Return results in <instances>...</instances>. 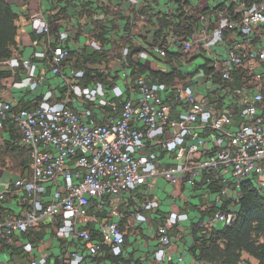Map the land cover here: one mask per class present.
Here are the masks:
<instances>
[{"label":"built area","instance_id":"built-area-1","mask_svg":"<svg viewBox=\"0 0 264 264\" xmlns=\"http://www.w3.org/2000/svg\"><path fill=\"white\" fill-rule=\"evenodd\" d=\"M159 1L127 0L134 22L147 21L150 12H144L145 7ZM179 1L184 8L178 12L193 14L196 20L188 38L169 34L168 49L150 37L147 42L133 40L132 34L130 40L138 48L132 51L125 43L116 64L99 68L108 79L90 83L80 82L85 69L65 68L70 56L67 42L75 25L69 21L53 36L48 18L31 16L34 31L47 35L50 45L55 41L53 47L0 64L18 77L12 86L36 91L50 78L57 84L44 91L37 105L18 113H13L11 101L0 97V143L5 140V125L14 123L19 143L30 147L32 169L31 175L17 176L12 186L0 192V200L22 198L30 204L23 218H0V237L6 243L41 217L60 216L59 238L79 241L90 255L106 249L121 255L126 239L118 220L103 223L97 240L80 226L79 218L92 201L101 211L109 196L143 184L152 188L159 177L173 187L182 181L189 186L199 181L219 184L215 221L224 224L235 218V212L221 208L232 188L236 197L242 181L251 180L264 195V0H207L200 7V0ZM177 8L178 2L172 0L165 12ZM90 46L103 48L95 39ZM170 51L187 58L177 66L185 78L164 82L141 71L133 73L134 66L153 57L164 60ZM49 52L51 67L42 72L39 61L47 59ZM200 56L203 61L196 64ZM207 61L209 70L200 67ZM117 80L123 82V89ZM60 87L64 90L58 94ZM162 150L173 156L166 167L155 160ZM157 205L158 201L150 200L143 208L152 210ZM114 215L120 217L117 210ZM135 216L147 220L143 213ZM187 218V213L171 212L157 227L163 244L156 253L159 260H173L168 249L176 237L169 227ZM83 258L74 254L72 264L82 263ZM45 262L46 258L34 259L30 264Z\"/></svg>","mask_w":264,"mask_h":264},{"label":"crops","instance_id":"crops-1","mask_svg":"<svg viewBox=\"0 0 264 264\" xmlns=\"http://www.w3.org/2000/svg\"><path fill=\"white\" fill-rule=\"evenodd\" d=\"M7 1L19 13L18 41L22 51L18 57L31 56L35 51L45 49L50 45L47 35L34 31L31 24V16L34 13L42 14L51 21L54 28V31H52L53 36L65 23L72 22L75 28L69 39L71 48L77 54L84 51L88 53L106 52L111 65L116 64L121 58L120 49L125 43L130 45L132 51H135L138 45L133 40L144 39L142 34L146 32V27L152 29V25L147 21L134 22L133 10L127 6V0ZM206 1L200 0L197 5L199 7L203 6ZM156 7L157 5H154L148 11L153 14ZM193 11L197 12V10ZM88 12L89 17L85 15ZM97 28L106 32L103 35L105 39L107 38L105 44L100 39L96 40L102 45V50H95L90 46V42L95 39H92V35L98 34L99 30L97 31ZM132 34L135 35L134 38ZM130 37L133 40H130ZM53 45L50 46L53 47ZM182 57L172 51L168 58L163 60L153 57L145 61L144 65L154 70L170 72L171 66L177 68V66L187 61V58ZM81 59L83 58L80 57L79 61L68 59L65 62V68H78L77 66L83 63ZM50 60L51 53L49 52L47 59L44 58L39 61L42 72L49 71L51 67ZM191 63L190 61L189 66L193 64ZM148 75L151 74L148 73ZM150 77L157 80L152 76ZM15 81H18V77H15L12 73L10 80L4 82L6 84L5 88L0 91V97L3 100L11 101L13 104H17L22 98L31 100L36 95L44 93L49 86L55 87V83L57 84V80L50 78L40 86V91L38 89L27 91L12 86ZM117 83L123 89V82L117 80ZM46 86L48 87L45 88ZM60 89L62 91L58 94L63 93L64 89L61 87ZM79 104L82 107L81 103ZM82 104L89 105L83 101ZM104 112H107V110H104ZM4 143L5 140L0 143V146ZM150 151L146 152L150 153ZM155 160L158 166L166 167L173 162V156L162 150L156 155ZM23 174H32L30 161L29 168ZM23 174L0 166V192L12 186L13 180ZM200 183L199 181L194 186H189L185 181H182L177 187H173L167 179L159 177L153 181L154 186L152 188L148 184H143L136 189L123 191L120 195L109 196L106 207L101 211L96 209L95 202L92 201L85 213L79 218L80 226L100 238L101 225L112 220H118L126 239L123 255H113L106 248L97 255L87 254L84 245L79 241L59 238L56 234V228L61 218L60 216H49L38 219L30 225L27 232L14 235L11 244L6 243L4 237H0V264H30L32 260L42 258H46L45 264H72L71 260L74 254L77 253L84 256L80 264H212L201 261L196 256L194 246L197 234L193 231V225L210 229L211 227L221 226L223 223L215 221V213L220 207V203L218 204L215 201V193L204 190ZM215 186L217 188V185ZM234 197L233 188L227 196H224L223 201L229 202V208L234 205ZM150 200L158 201V205L153 207L152 210L144 209L143 206ZM28 209H30L29 202L22 198L0 200V216L2 219L9 217L23 218ZM114 210L119 212L120 217L114 215ZM136 212L145 214L147 220H138L135 216ZM171 212L187 213L189 219L169 227L170 234L176 237V242L168 249V252L173 256V260L161 261L156 256L158 250L163 247L157 233V227L167 221V217ZM28 244L31 246V250L26 248ZM117 256H120L118 263L113 259ZM243 260L240 264H247V262L256 264L255 259L247 254L244 255Z\"/></svg>","mask_w":264,"mask_h":264},{"label":"trees","instance_id":"trees-1","mask_svg":"<svg viewBox=\"0 0 264 264\" xmlns=\"http://www.w3.org/2000/svg\"><path fill=\"white\" fill-rule=\"evenodd\" d=\"M170 1L172 0H160L158 3L154 2L155 4H149L150 6L145 7L147 9H144L146 10L144 12H148L150 8L157 5L155 13H149L147 17V22L152 25V29L150 30L146 27V32L144 30L145 33L142 34L145 42L150 37L153 42L159 43L168 49L170 48L167 41L169 34H172V36L178 39H186L193 32L196 23L193 14L190 16L183 12H178V10L180 11L184 8V4L179 0H175L178 2L179 7L176 11H172V13L165 12ZM85 15L90 16L89 12ZM18 22L19 13L7 0H0V63L13 56H18L22 51L18 41L20 30ZM99 28H97V31ZM53 29L52 27L51 30L54 31ZM105 34L106 32L101 29L97 35H92V39H100L105 44L107 42V38L105 39L103 37ZM51 42L52 44L55 43V41ZM67 43L70 50L68 59H76L79 61L80 57L83 58L81 59L83 63L77 66L78 68L85 69L86 72L85 77L80 82L90 83L96 80L106 81L108 79L107 76L105 77L101 74L99 69L102 66L107 68L111 65V61L106 52L95 51L88 53L84 51L78 52L77 54L71 48L69 42ZM178 47H181V45ZM170 52L167 53L168 57L170 56ZM176 54L182 56L179 52ZM208 64L209 62L207 61V63L205 62L200 67L209 70ZM171 67L170 72H165L145 67L141 63L133 67V73L136 70L146 74L150 73V76L153 78L164 82L172 81L176 77H186L176 67ZM11 75V69L6 65L0 64V91L5 88L6 84L4 82L6 80L9 81ZM114 80L115 78L111 79L112 82ZM42 97L43 93L36 95L31 100L25 98L20 99L17 104L12 105L13 113H18L22 109L37 105ZM3 133L5 135V143L0 146V166L23 174L29 168L30 147L21 143L19 144L20 135L14 123H7ZM200 184H202L201 186L204 190L214 192L215 194L219 190V184L217 183L210 185L201 182ZM215 185H217V188ZM233 200L235 202L232 208L228 207V201L223 202L221 206L224 211L235 212V218L229 224L223 223L221 226L211 227L210 229L202 228L195 224L193 225V231L197 234L194 246L196 256L199 260L212 264H240L244 261V255L247 254L255 259L256 264H264V195L251 180H245L242 181L236 192V197ZM200 214L202 213L200 212ZM93 236L96 237L94 234ZM96 239L100 240L97 237ZM119 257H113V259L118 263ZM247 264L250 263L247 262Z\"/></svg>","mask_w":264,"mask_h":264},{"label":"rangeland","instance_id":"rangeland-1","mask_svg":"<svg viewBox=\"0 0 264 264\" xmlns=\"http://www.w3.org/2000/svg\"><path fill=\"white\" fill-rule=\"evenodd\" d=\"M196 62H198V63H196V64H199V63H201V61H203V59H202V56H200V57H197V59L195 60ZM48 86H46L45 88H47ZM39 91H40V87H39V89H38Z\"/></svg>","mask_w":264,"mask_h":264}]
</instances>
